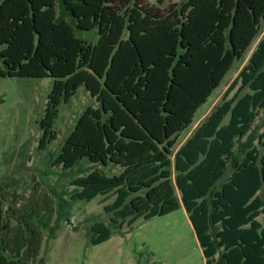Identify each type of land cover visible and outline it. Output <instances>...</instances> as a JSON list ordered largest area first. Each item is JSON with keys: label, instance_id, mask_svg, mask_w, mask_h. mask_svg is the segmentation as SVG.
I'll return each mask as SVG.
<instances>
[{"label": "trees", "instance_id": "1", "mask_svg": "<svg viewBox=\"0 0 264 264\" xmlns=\"http://www.w3.org/2000/svg\"><path fill=\"white\" fill-rule=\"evenodd\" d=\"M263 21L264 0L163 9L149 0H0V78L52 80L38 149L56 140L60 107L80 87L97 103L53 160L73 186L56 209L32 197L13 202L0 188V264H45L43 230L54 238L75 202L110 195L102 207L108 221L88 228L91 245L182 206L203 264H264V118L256 124L264 110ZM260 34L220 102L177 148Z\"/></svg>", "mask_w": 264, "mask_h": 264}, {"label": "rangeland", "instance_id": "2", "mask_svg": "<svg viewBox=\"0 0 264 264\" xmlns=\"http://www.w3.org/2000/svg\"><path fill=\"white\" fill-rule=\"evenodd\" d=\"M185 1L149 0V3L163 9L169 4L180 5ZM76 36L89 38L93 42L97 38L96 31H76ZM260 38L261 34L253 41L244 58L235 61L220 86L197 110L192 124L180 133L177 146L220 102ZM51 85L52 80L49 78H0V188L7 192L8 200H11L12 194L15 195L13 202L23 204L32 197L37 204L42 205L43 200H47L50 207L56 209L57 196L64 191H71L73 186L70 185L72 178L63 176L61 167L53 165V160L78 117L87 107H97V103L84 87H80L71 102L60 107L54 124L56 140L45 149H38L41 137L38 122L44 116ZM263 118L264 110L256 124H260ZM119 171L118 167H111L108 173L117 174ZM113 199L110 195L107 200L98 196L90 202H75L68 219L59 221L54 238L50 239L48 230L44 229L39 256L45 264L204 263L188 215L182 206L164 216L146 221L139 219L131 227L124 226L123 235L115 233L107 241L91 245L88 228L95 221H108L102 207ZM56 217L55 212L48 227L55 225Z\"/></svg>", "mask_w": 264, "mask_h": 264}, {"label": "crops", "instance_id": "3", "mask_svg": "<svg viewBox=\"0 0 264 264\" xmlns=\"http://www.w3.org/2000/svg\"><path fill=\"white\" fill-rule=\"evenodd\" d=\"M188 137H189V136H188ZM188 137H187V138H188ZM180 145H181V144H180ZM180 145H178L177 148H178Z\"/></svg>", "mask_w": 264, "mask_h": 264}]
</instances>
